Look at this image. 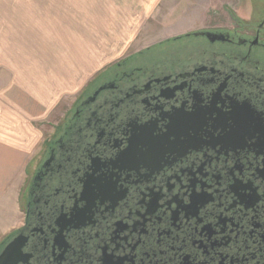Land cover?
Here are the masks:
<instances>
[{
	"label": "flooded vegetation",
	"instance_id": "af4514ba",
	"mask_svg": "<svg viewBox=\"0 0 264 264\" xmlns=\"http://www.w3.org/2000/svg\"><path fill=\"white\" fill-rule=\"evenodd\" d=\"M128 54L38 151L5 264H264V6Z\"/></svg>",
	"mask_w": 264,
	"mask_h": 264
},
{
	"label": "rangeland",
	"instance_id": "374dc122",
	"mask_svg": "<svg viewBox=\"0 0 264 264\" xmlns=\"http://www.w3.org/2000/svg\"><path fill=\"white\" fill-rule=\"evenodd\" d=\"M13 2L0 0V120L9 121L0 138L9 150L6 157L0 154V167L7 164L0 213L7 205L15 222L21 218L19 225V205L38 151L80 83L136 49L221 20L230 23L231 14L246 16L264 6V0H21L20 9H35L38 17L17 27Z\"/></svg>",
	"mask_w": 264,
	"mask_h": 264
},
{
	"label": "crops",
	"instance_id": "0c3cea01",
	"mask_svg": "<svg viewBox=\"0 0 264 264\" xmlns=\"http://www.w3.org/2000/svg\"><path fill=\"white\" fill-rule=\"evenodd\" d=\"M14 2H13V4H12V8H15V11H14V13L13 12H10L9 13V15L11 14V13H13V16H12V20H13V22H15V24H16V26L18 27L19 26V23L20 22H22V21H25V20H27V19H29V18H31L32 17V19H34V17L35 16H37V14H36V12L34 11V10H30V8L29 9H25V10H22V9H20V7L22 6V3L20 2L21 0H13ZM23 1V0H22ZM10 5H9V3L7 4V8L8 9H10ZM8 13V12H7ZM7 17V16H6ZM38 17V16H37ZM11 27V26H10ZM18 37H20V35H18ZM26 37V36H25ZM6 42H8V41H6ZM149 46H151V45H148V46H145V47H143V49L144 48H147V47H149ZM17 46H15V48H16ZM14 48V49H15ZM13 49V50H14ZM7 50H8V48H7ZM12 50V52L11 53H9L8 55H7V53H5V55H6V58H8V59H11V56H12V54H13V51ZM138 50H141V49H136L135 51H138ZM10 51V50H9ZM8 51V52H9ZM126 55H124L122 58H124ZM116 62V60L114 61V62H111V61H109L107 64H105L104 66H102V67H99L96 71H95V73L94 74H92L89 78H88V80L84 83V81L82 82V83H80L78 86H79V88H78V91H77V93L74 95V99H76L80 94H81V92L86 88V86L98 75V74H100L104 69H106V68H108L109 66H111L112 64H114ZM8 120H0V138H3V135L1 134V132H5L6 131V128L4 127L5 126V124H6V122H7ZM14 121H19V118L18 117H14ZM9 122V121H8ZM10 123H11V121H10ZM9 153V150L8 149H6L5 147H3V146H1L0 145V154L1 155H5V157H6V154H8ZM0 162H2V160H0ZM7 166V164L6 163H4L1 167H0V187H2L3 185H5L6 186V182L4 181V182H1V181H3V180H1L2 179V176H4V177H7V174H4L3 173V171H6L7 170V168H4V167H6ZM2 168H4V169H2ZM17 196H19V195H17ZM21 197V196H20ZM19 200H20V198H19ZM19 202V201H18ZM19 205V204H18ZM20 205H21V203H20ZM20 205H19V212H20V214H22L21 213V210H20ZM2 211H4V212H1L0 213V235H3V234H6V236L9 234V233H11L15 228H17L18 226H19V221H20V219L21 218H18L17 219V222H15L16 221V219L14 220V218H15V216H14V214H13V212L10 210V207H8L7 205H4L3 206V208H2ZM6 226V228H4L3 229V227H5Z\"/></svg>",
	"mask_w": 264,
	"mask_h": 264
},
{
	"label": "water",
	"instance_id": "95a60500",
	"mask_svg": "<svg viewBox=\"0 0 264 264\" xmlns=\"http://www.w3.org/2000/svg\"><path fill=\"white\" fill-rule=\"evenodd\" d=\"M20 243V239L17 238L7 245L5 250L0 255V264H5L7 260H12L13 256H15L19 251Z\"/></svg>",
	"mask_w": 264,
	"mask_h": 264
}]
</instances>
